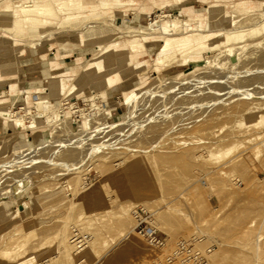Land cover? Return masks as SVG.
I'll return each mask as SVG.
<instances>
[{"label":"rangeland","instance_id":"1","mask_svg":"<svg viewBox=\"0 0 264 264\" xmlns=\"http://www.w3.org/2000/svg\"><path fill=\"white\" fill-rule=\"evenodd\" d=\"M237 1L159 4L180 20L190 19L185 8L193 9V23L201 21L202 29L259 25L264 11H238ZM18 2L0 0V65L13 75L22 57L21 86L43 89L46 78L35 75L50 72L55 55L64 68L54 73L65 71L60 75L70 84L105 48L107 67L128 72L112 83L102 76L81 95L43 93L23 104L42 109L45 101L57 107L62 101L86 110L92 94L101 109L91 115L66 107L57 120L7 131L0 112L6 130L0 136V264H195V252L203 264H264V33L247 35L230 50H206L197 63L177 54L156 68L162 35L150 50L129 52L124 42L137 32L121 23L139 16L147 26L157 18L155 3L136 0L105 13L87 6L60 11L52 1L55 14L36 23L32 34L26 24L17 29ZM89 25L113 30L84 38ZM255 39L261 43L250 42ZM30 46L47 54L29 58ZM127 53L130 60L119 64ZM116 82L113 101L105 90ZM4 103L0 111L23 112L12 100ZM140 206L162 244L135 229L133 211ZM74 230L87 237L80 252L71 242ZM179 241L193 252L170 257Z\"/></svg>","mask_w":264,"mask_h":264},{"label":"bare ground","instance_id":"2","mask_svg":"<svg viewBox=\"0 0 264 264\" xmlns=\"http://www.w3.org/2000/svg\"><path fill=\"white\" fill-rule=\"evenodd\" d=\"M54 2L57 9L60 11L69 12L72 9H81L83 7L100 8L103 12H112L114 8L120 6L131 5L136 0H95L94 2L84 3L83 0H25L15 3L14 6L20 10L21 14L15 21L17 29L23 31L25 25H27V30L29 33L36 32V23L46 21L47 17L55 14L50 2ZM151 3L157 4V18L149 20L147 26H144L140 20L139 16H134L131 19H126L125 17L121 20L122 26L128 28L130 32L133 33L132 36L125 40L124 44L128 46L129 52H133L137 49H143L144 51L150 50L152 44L150 41L154 37L162 35V44L159 46L156 56L153 58V63L156 68L160 67L163 61H170L175 55L179 54L184 63H197L203 59V53L206 50L217 48L221 46L225 51L233 49L241 42L247 35L254 36L259 33H264V19L259 25L251 26L249 28H236V29H226L221 30V28H211L209 25L207 29H202V22L198 21L195 25L193 23L192 13H195L193 9L185 8L187 13H190L189 20H180L179 16H174L172 12H167L164 9L161 10L163 6H160V0H148ZM207 1V0H206ZM235 5V4H234ZM236 9L239 11L249 12L256 9L264 11V0H238L236 2ZM200 11V10H199ZM64 14V13H63ZM67 16L66 18H69ZM199 18V17H198ZM200 20V19H199ZM212 21V20H211ZM72 22V21H71ZM127 24H124V23ZM212 23V22H211ZM73 25V24H72ZM85 27V26H84ZM181 32L175 34V31ZM113 27L111 25H89L84 30V38H89L95 34L112 31ZM114 32V31H113ZM116 32V31H115ZM121 36V35H120ZM56 38V37H55ZM253 44L261 43V40L256 41ZM256 41V42H255ZM35 45L40 44V42H34ZM5 45V44H4ZM34 45V46H35ZM31 47V46H30ZM110 53V49L105 48L103 51L95 53L89 60L82 65V69L78 76H76L70 84L66 82L62 75H53L50 80L51 93H66L68 94H80L84 92L86 87H91L96 85L102 76L109 83L114 82L118 75H125L128 69L121 67L120 69L109 68L106 65L105 57ZM6 58V57H5ZM79 58V57H78ZM261 58L264 59V53H262ZM10 60V59H9ZM118 63L121 64L126 60H130V56L127 54L120 55L118 58ZM55 62L54 59L50 61ZM140 66H137L138 68ZM8 69L3 67L0 73L7 72ZM137 75V74H136ZM43 79V78H42ZM123 91H126V86L122 84ZM95 94V93H94ZM24 95V93H23ZM49 95V94H48ZM85 108L75 105V106H64L65 102L60 101V106H56L55 102L45 101L43 103L42 109L23 108V100H14L13 105L20 106L23 108V112H12L9 108L0 111L4 117L0 114V117L6 118V128L10 130H19L24 127H34L39 121L49 122L57 120L61 115L59 112L64 111V108H71L72 112L79 111L83 116L93 114L92 111L97 107L101 109L100 106H96L95 97L92 94L87 95ZM126 101L129 103L131 97L126 96ZM68 102V101H67ZM42 103V101H37L36 104ZM68 104V103H67ZM262 106H257V109H262ZM1 109V108H0ZM67 112V111H65ZM63 114V113H62ZM101 119V118H100ZM108 119H112L108 117ZM107 119V120H108ZM110 121V120H109ZM40 124V123H39ZM78 125V124H77ZM231 147L225 151L228 153ZM4 152V148H0V153ZM27 152V151H25ZM25 152H23L25 154ZM29 153V152H28ZM20 156V155H19ZM26 156V155H25ZM23 157V156H22ZM20 158V157H19ZM13 161V160H11ZM17 161V160H14ZM11 163V162H10ZM14 163V162H13ZM219 167V166H218ZM214 170V169H213ZM254 221V220H253ZM72 259V258H71ZM23 263V262H21ZM20 263V264H21Z\"/></svg>","mask_w":264,"mask_h":264},{"label":"crops","instance_id":"3","mask_svg":"<svg viewBox=\"0 0 264 264\" xmlns=\"http://www.w3.org/2000/svg\"><path fill=\"white\" fill-rule=\"evenodd\" d=\"M40 46H37V47H34V46H31V48H32V50H30V53H29V56H27V57H29V58H32V57H34V56H36V55H41V56H43V54H47V52H45V53H39L38 52V49L37 48H39ZM67 54H70V52H68ZM65 55V54H64ZM83 55L84 54H82V55H78L77 57H76V59L77 60H80L82 57H83ZM79 57V58H78ZM62 58L63 57H59L58 55H55L54 57H52V58H49L50 59V61L52 60V59H54L55 60V62H53V63H51L50 61V63H51V65H50V72H47L45 75H39V74H36L35 76L37 77V78H39V79H42V78H46V80H45V83H46V85H47V87H46V85H45V87L43 88V89H38L37 87H30V88H28V87H26V86H21L20 85V80H19V77L22 75V74H25V72L22 70V64H21V62L20 61H22L23 60V58L21 57H19L18 58V60L17 61H19V62H17V64L14 66V68H13V75H11L10 74V69H9V67H7V66H2V65H0L1 67H0V70L3 68V67H6L7 69H8V71L7 72H4V73H0V90L2 89V88H4V87H8L7 89H8V91H9V93L8 94H1L0 93V105H2V106H4L5 105V100H6V104L7 103H9L11 100H12V102L14 101V100H22V99H24V103L25 102H28V103H32V102H35L36 100H39V99H41L42 98V95H43V93H46V94H53V93H51V89H50V80H51V76H53V75H59V74H61V73H65V71H61V72H58V73H54V71L55 70H58V69H63L64 68V66L62 65ZM1 63V62H0ZM70 70V69H69ZM69 70H67L66 71V73L69 71ZM40 74H42V73H40ZM50 74V75H49ZM10 75V76H9ZM6 76H8L6 79H5V77ZM30 76V75H29ZM34 76V77H35ZM39 76V77H38ZM118 85H117V82L116 83H114V85H112V86H108L107 87V90H105L106 91V93H107V95H108V98L109 99H112L113 101H115L114 99L116 98V97H119V88L117 87ZM86 88H88V87H86ZM85 88V89H86ZM89 88H91L90 86H89ZM85 91V90H84ZM23 93H24V95H23ZM84 92H82V93H80L79 95H81V94H83ZM55 94H59V93H55ZM3 98V99H2ZM42 102L43 101H45V100H41ZM120 106V104L119 105H117L116 106V108H118ZM2 126H4V123L3 122H1L0 123V136H5L4 135V132H6V130L7 131H9L10 129H3L2 128ZM5 127H6V125H5Z\"/></svg>","mask_w":264,"mask_h":264},{"label":"built area","instance_id":"4","mask_svg":"<svg viewBox=\"0 0 264 264\" xmlns=\"http://www.w3.org/2000/svg\"><path fill=\"white\" fill-rule=\"evenodd\" d=\"M137 223L135 225V229L145 237L151 244L153 245H160L163 243V239L158 234V231L149 224L148 222V210L145 207H137L133 211ZM87 237L82 235L78 230H74L71 236V242L76 247V252H80L87 247ZM187 252H193L190 247L187 246V243L184 241H179L176 245L175 249L173 250L170 257L173 255L181 256L185 255ZM195 264H203L201 260L198 259V252H195Z\"/></svg>","mask_w":264,"mask_h":264}]
</instances>
